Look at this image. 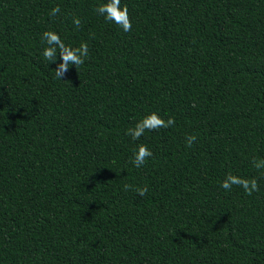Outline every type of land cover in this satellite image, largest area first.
<instances>
[{"label":"trees","instance_id":"16d2710c","mask_svg":"<svg viewBox=\"0 0 264 264\" xmlns=\"http://www.w3.org/2000/svg\"><path fill=\"white\" fill-rule=\"evenodd\" d=\"M106 2L0 0V264H264V0H121L130 32ZM47 30L89 46L62 79Z\"/></svg>","mask_w":264,"mask_h":264},{"label":"clouds","instance_id":"9594fccd","mask_svg":"<svg viewBox=\"0 0 264 264\" xmlns=\"http://www.w3.org/2000/svg\"><path fill=\"white\" fill-rule=\"evenodd\" d=\"M95 11L98 15L103 16L107 22H113L118 25L124 32H130L132 29V21L129 15L128 6L125 4L121 6V0H107L106 3L99 4ZM60 13L59 6L51 9L49 15L55 17ZM73 25L79 28L81 20L77 16H73ZM42 43H46L47 47L43 49L42 55L44 59L50 62L57 61V53L62 60L55 69L56 78L62 79L63 75L68 71L69 65L74 64L76 68L83 65L89 55V46L86 42L81 41L78 47L67 45L61 39L60 35L52 30H47L42 33ZM175 125V120L169 117L167 120L162 118L157 112L153 111L150 114L139 120L134 127L127 130L133 140H139L146 131H155L161 128L167 129ZM197 140L196 135L186 136V146L191 148ZM153 153L144 144H140L134 153L132 164L139 168L145 164L148 158L152 157ZM252 166L260 173V177L264 178V158H253L251 160ZM233 186L242 187L246 194L259 191L258 179L253 177L251 179L243 176L235 175L229 172L224 180L221 182V187L230 191ZM125 190L132 188V185L126 184ZM135 192L143 197L148 191L147 186L136 187Z\"/></svg>","mask_w":264,"mask_h":264}]
</instances>
